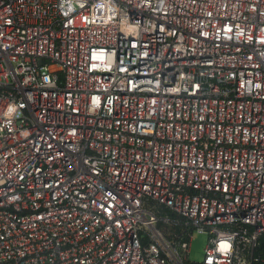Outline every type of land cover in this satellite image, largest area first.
I'll use <instances>...</instances> for the list:
<instances>
[{"label": "built area", "instance_id": "obj_1", "mask_svg": "<svg viewBox=\"0 0 264 264\" xmlns=\"http://www.w3.org/2000/svg\"><path fill=\"white\" fill-rule=\"evenodd\" d=\"M0 264H264V0H0Z\"/></svg>", "mask_w": 264, "mask_h": 264}, {"label": "rangeland", "instance_id": "obj_2", "mask_svg": "<svg viewBox=\"0 0 264 264\" xmlns=\"http://www.w3.org/2000/svg\"><path fill=\"white\" fill-rule=\"evenodd\" d=\"M207 235L202 233H194L191 238L189 257L192 261L199 262L203 255L206 244Z\"/></svg>", "mask_w": 264, "mask_h": 264}]
</instances>
